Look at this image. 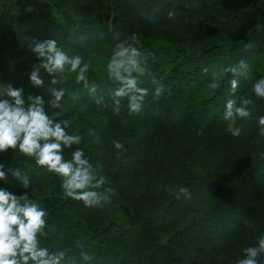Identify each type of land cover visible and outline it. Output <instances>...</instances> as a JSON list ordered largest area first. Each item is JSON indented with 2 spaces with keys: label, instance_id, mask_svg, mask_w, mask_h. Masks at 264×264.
Instances as JSON below:
<instances>
[{
  "label": "trees",
  "instance_id": "1",
  "mask_svg": "<svg viewBox=\"0 0 264 264\" xmlns=\"http://www.w3.org/2000/svg\"><path fill=\"white\" fill-rule=\"evenodd\" d=\"M174 11L170 20L168 11ZM155 17V22L151 21ZM135 34L137 46L150 54L151 71L164 85L159 97L148 77L149 90L140 114L129 115L127 100L114 111L107 63L115 45ZM32 39H55L69 55H80L90 65L88 79L98 86L91 95L76 73L57 74L65 101L75 100L105 126L89 148H65L71 159L76 148L98 176L115 190L104 207H86L67 197L61 177L36 164L18 150L0 153L5 171L20 168L31 180L24 189L9 174L0 181L16 196L25 193L47 212L42 247L67 253L64 264H236L243 249L264 234V98L256 97L254 83L264 77V0H8L0 5V89L11 85L28 95L42 96L49 115L70 120L69 113L52 109L46 88L30 81L40 63L30 49ZM166 46L176 59L167 70L155 72ZM246 60L250 66L233 94L231 74L224 69ZM215 66L219 87L210 90ZM208 69L207 74L202 69ZM45 84L51 76L43 73ZM250 97L248 119H224L228 99ZM6 98L0 92V99ZM100 100V103L96 101ZM63 102V103H64ZM71 121V120H70ZM241 128L234 137L233 128ZM74 126L68 128L73 134ZM114 141L123 145L118 150ZM190 190L191 198L176 199L166 191ZM118 214L139 222L134 233L115 225ZM103 246L94 255L79 242L80 233ZM134 235V236H131ZM83 246L91 257L81 258ZM264 264V256L260 257Z\"/></svg>",
  "mask_w": 264,
  "mask_h": 264
},
{
  "label": "clouds",
  "instance_id": "2",
  "mask_svg": "<svg viewBox=\"0 0 264 264\" xmlns=\"http://www.w3.org/2000/svg\"><path fill=\"white\" fill-rule=\"evenodd\" d=\"M167 15L172 20L176 13L170 10ZM151 21L155 22V17H151ZM29 47L40 61L33 66L30 73L31 84L35 88H46L51 97L47 102L50 108L61 110L64 107L66 92L58 86L60 82L57 74L76 73L77 82L82 83L91 95L97 93V84L90 83L88 79L90 65L83 62L80 55H69L55 39H32ZM149 55L137 46L135 34L115 45L107 63L109 78L118 84L112 93L115 112L119 113L121 102L125 99L129 115H138L143 111L149 90L141 87V77L150 79L155 86L156 97L162 94L164 85L153 75L148 62ZM249 68L248 62L241 59L223 70L231 74L229 83L233 94L239 88L241 78L246 77ZM202 71L207 74L208 69ZM43 73L52 77L48 86ZM207 87L215 90L219 83L214 79ZM0 92L6 97L0 99V153L12 149L18 150L23 156L35 158L38 166L61 177V188L67 197L82 201L86 207L102 208L110 203L115 190L107 187L100 191L106 183L103 176H98L102 165H93L80 148L72 151L71 159L66 160L64 157L65 148L79 145L82 140L80 135L67 131L71 121L58 119L59 111L49 115L42 96L28 95L25 98L22 88H13L11 85L3 87ZM253 92L256 97L264 98V77L254 83ZM252 104L250 97L228 99L224 119L234 122L237 117L250 118L252 112L249 106ZM258 123L264 126V116L259 118ZM231 134L239 137L241 128H233ZM113 143L116 149H123L121 143ZM9 174L24 189L31 186L30 177L20 168L5 171L4 165L0 164V181H7ZM166 191L174 193L176 199L191 198L190 190L186 187L175 190L168 188ZM47 215L38 203L29 198L28 193L18 197L7 189L0 188V264H64L67 255L65 251H50L41 246L39 237L45 235ZM242 251L243 258L237 260L236 264H261L260 257L264 256V234L258 237L255 245L245 247ZM80 255L85 261L91 259L83 246L80 247Z\"/></svg>",
  "mask_w": 264,
  "mask_h": 264
},
{
  "label": "rangeland",
  "instance_id": "3",
  "mask_svg": "<svg viewBox=\"0 0 264 264\" xmlns=\"http://www.w3.org/2000/svg\"><path fill=\"white\" fill-rule=\"evenodd\" d=\"M7 2L8 0H0V5ZM176 51L177 49L174 47L166 46L158 59L159 62L155 67V72L169 69L175 62ZM212 75L215 80L218 78L215 66L212 67ZM63 110L69 113L70 120L74 126L73 134L80 135L82 137L81 144L89 148L90 144L97 139L99 133L103 130V127L105 126L104 120L100 117L88 114L86 110H84V108H82L74 99L65 101ZM114 221L115 225L120 229H130L133 233L137 228H139V222L131 216L118 214L116 215ZM131 236L134 235L131 234ZM78 241L83 243V245L94 255H96L97 252L106 253L112 248L109 244V239L103 240L104 245L100 247L92 243L88 239V234L84 232L80 233Z\"/></svg>",
  "mask_w": 264,
  "mask_h": 264
}]
</instances>
